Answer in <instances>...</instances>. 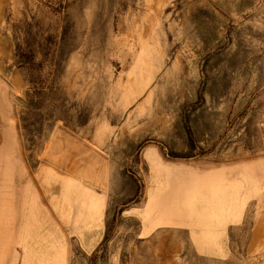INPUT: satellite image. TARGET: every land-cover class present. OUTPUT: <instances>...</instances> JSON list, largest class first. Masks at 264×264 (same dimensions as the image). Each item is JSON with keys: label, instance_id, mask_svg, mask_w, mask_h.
<instances>
[{"label": "rangeland", "instance_id": "1", "mask_svg": "<svg viewBox=\"0 0 264 264\" xmlns=\"http://www.w3.org/2000/svg\"><path fill=\"white\" fill-rule=\"evenodd\" d=\"M146 2L0 0V264H264V0ZM213 171L233 200L186 204Z\"/></svg>", "mask_w": 264, "mask_h": 264}, {"label": "crops", "instance_id": "2", "mask_svg": "<svg viewBox=\"0 0 264 264\" xmlns=\"http://www.w3.org/2000/svg\"><path fill=\"white\" fill-rule=\"evenodd\" d=\"M195 176L191 181H188V185L183 184L184 189L186 190V192H184L186 194V202H188V204L194 203L197 199H200V202H202L203 205H209L212 207H216L217 209H219L220 206H224V204H226L227 202V196L223 195L221 193V191H224L225 193H228V195L230 196L231 200H233V194L235 191H233V184L232 183H228L225 181V179H223V177L217 172V171H213L207 174H201V175H193ZM211 178L213 180H216L218 183H220L223 187L227 186L228 190L225 191L221 189V191L219 192L220 194H216V193H212L210 192V190H206V189H199L198 187H200V183L204 182L206 179ZM187 186L190 188L189 190L187 189ZM230 186V188H229ZM201 194L202 196L198 197L196 194ZM176 195H174L173 192H171V194H167V196L161 200L158 201L157 204H155V206L157 207V211L158 214L160 215L159 217L164 219L165 218V222H168V220L173 219L172 217L175 216L177 214V212L179 213L180 210L179 208H177L175 211L166 207H163L162 204L164 205H168V204H173V199L174 203L179 205L180 200H179V194L176 192ZM193 195V197L191 196ZM194 200V202H192V200ZM165 202H161L164 201ZM189 200V201H188ZM191 201V202H190ZM229 201V202H230ZM44 204H40L38 206L36 205H24L25 208L22 209V213L19 215L18 213V208L20 205H14V216H13V223H17L18 227H17V231L15 232V230H13L12 235L13 237H24L25 241H24V248L23 251L25 253V251L27 250L26 248V244L25 242L28 241H32L31 235L34 233L35 235L38 234L39 231H41L42 229H44V231L49 230V227L47 225L46 220H44ZM40 214V215H37ZM48 228V229H47ZM43 231V230H42ZM17 234V235H16ZM37 244L40 247V257L44 258L45 256L48 255V252H44L46 249L50 250L51 245L46 244V246L42 245L40 243L39 240H36Z\"/></svg>", "mask_w": 264, "mask_h": 264}, {"label": "bare ground", "instance_id": "3", "mask_svg": "<svg viewBox=\"0 0 264 264\" xmlns=\"http://www.w3.org/2000/svg\"><path fill=\"white\" fill-rule=\"evenodd\" d=\"M106 2H111V1H113V0H105ZM163 1H165V0H147V8L148 9H153V10H156L157 9V7L163 2ZM163 4H164V2H163ZM162 6V5H161ZM158 11V10H157ZM146 12V11H145ZM156 12V11H155ZM159 13V12H158ZM147 14V13H146ZM145 14V15H146ZM152 14H154V13H152ZM151 16V15H150ZM157 16V15H156ZM145 17V16H144ZM135 18V17H134ZM158 18V17H157ZM158 22V21H157ZM153 27V26H152ZM150 32H152V31H150ZM150 35V34H149ZM142 36V35H141ZM139 36L138 37V39H137V41H138V45H137V47H135L134 48V45L135 44H131V46H132V48H133V60H132V67H134V69L136 68L135 66H137V65H139V64H141V65H143L144 63H147V62H149V64H151V63H153L154 62V60H156V58L154 59L153 58V56L154 55H157V54H154L153 56H152V51L150 52V49L148 48V43H147V41H145L146 43H144L142 40H144V39H142V37H144V36ZM153 36V35H152ZM157 37V36H156ZM155 37V38H156ZM149 39H152V38H148V42H149ZM153 39H154V36H153ZM155 40V39H154ZM151 42V41H150ZM184 42V41H183ZM150 44V43H149ZM159 44V42H158V40L157 41H153L152 42V44H150L151 46L153 45V47H156L157 45ZM184 44L186 45V42H184ZM130 46V47H131ZM150 46V47H151ZM153 47H152V49H153ZM158 47H159V45H158ZM158 47H156V48H158ZM131 48V49H132ZM149 49V50H148ZM155 49V48H154ZM148 50V51H147ZM158 51H159V49H157ZM147 51V52H146ZM154 51V50H153ZM156 51V50H155ZM154 51V52H155ZM156 53H158V52H156ZM157 57V56H156ZM125 60V59H124ZM153 61V62H152ZM151 62V63H150ZM156 62V61H155ZM143 63V64H142ZM146 65V64H145ZM148 65V64H147ZM140 66V65H139ZM139 66H137V67H139ZM134 69H132V70H134ZM132 74V73H131ZM135 75V74H134ZM122 83V82H121ZM200 187H198L199 189H206V190H210V192H212V193H216V192H218V193H216V194H220L219 192L221 191V189L222 190H224V188H225V191H227L228 190V188H227V186H222L220 183H218L216 180H213V179H211V178H208V179H206L204 182H201L200 183ZM229 188H230V186H229ZM233 191H235L234 190V188H233ZM221 193L223 194V195H226L227 196V198H229L230 200H231V198H230V196L228 195V193H225L224 191H221ZM198 197H200V196H202L201 194H196ZM192 197H193V195H191ZM233 196H234V194H233ZM228 199V200H229ZM229 200V201H230ZM189 201V200H188ZM191 202V201H190ZM186 204H188V202H186ZM36 206H38V205H40V204H38V203H36L35 204ZM91 214V213H90ZM37 215H40V214H37Z\"/></svg>", "mask_w": 264, "mask_h": 264}]
</instances>
